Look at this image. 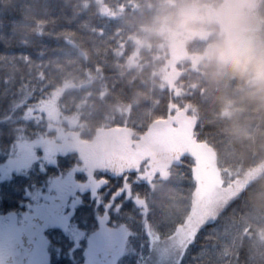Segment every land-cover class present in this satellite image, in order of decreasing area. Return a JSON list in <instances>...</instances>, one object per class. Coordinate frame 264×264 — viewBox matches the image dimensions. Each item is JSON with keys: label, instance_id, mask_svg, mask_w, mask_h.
<instances>
[{"label": "trees", "instance_id": "obj_1", "mask_svg": "<svg viewBox=\"0 0 264 264\" xmlns=\"http://www.w3.org/2000/svg\"><path fill=\"white\" fill-rule=\"evenodd\" d=\"M222 1L0 0V162L21 137L53 136L42 114L35 113L38 121L24 116L67 82L77 86L64 91L57 105L65 116L77 117L76 129L88 141L103 129H126L138 141L168 118L173 105L195 115L192 139L216 154L222 181L210 186L218 188L221 203L214 218L198 223L190 154L175 157L168 176L153 185L137 176L145 159L137 164L122 157L92 174L74 175L71 188L80 202L69 226L88 235L98 230V215L108 214L109 226L125 231L117 264H162L167 257L161 247L175 235L183 244L169 264H264V0L255 10L262 26L249 43L234 39L228 61L221 58L220 26L181 14L184 6L216 8ZM208 29L206 39L197 36ZM173 35L186 41L189 55L204 57L194 66L187 59L178 64L179 95L163 78ZM67 155L45 171L26 168L0 182V213L27 210L29 191L78 165ZM94 176L105 180L95 197L81 190ZM46 237L49 264L82 260L86 240L77 247L60 227Z\"/></svg>", "mask_w": 264, "mask_h": 264}, {"label": "rangeland", "instance_id": "obj_2", "mask_svg": "<svg viewBox=\"0 0 264 264\" xmlns=\"http://www.w3.org/2000/svg\"><path fill=\"white\" fill-rule=\"evenodd\" d=\"M257 6V0H223L216 8L184 6L181 14L208 25L218 24L225 35L221 58L228 61L231 59L235 40L251 42L250 33L262 26L255 12ZM200 31L197 36L204 39L212 32L210 29ZM194 33L189 39L195 38ZM185 42L180 36L171 37L170 58L164 70L165 85L176 94H179L176 88V80L180 75L178 64L187 59L194 66L204 58L202 55L187 54ZM75 86L77 85L72 82L65 83L48 99L28 109L24 116L38 121L41 117L38 118L39 114L35 113L42 114L43 120L48 123V131L53 136L41 134L31 140L21 137L14 143L8 158L0 162V182H3L13 174L23 173L26 168L45 171L47 166L57 163L60 155L73 154L79 160L78 165L65 175L47 178L42 187L29 191L27 210L0 213V264H49L51 256L46 231L54 227L63 229L77 247L81 245L82 239L86 240L82 243L83 258L77 264H117L125 249V231L123 227H110L108 214L98 215L99 228L88 235L74 232L69 224L74 208L80 202L79 195H74L71 188L78 181L74 175L78 172L92 174L94 169H104L110 161L122 157L137 164L142 160L141 157H146L137 176L153 185L155 179L168 175L172 159L183 152L190 154L193 157V176L197 187L192 210L196 209L198 215L193 220L194 223L214 218L220 206L221 202L218 203L220 200L216 197L218 188L213 187V184L210 186L211 183L217 184L221 177L216 154L212 148L202 143L192 144L195 141L190 134V126L195 121L194 115L187 112L188 108H176L180 112L174 113L170 119L153 123L138 141L132 140L126 129L99 130L88 141L76 129L77 117L65 116L57 105V98ZM167 161L168 165H165ZM94 177L82 183L81 188L82 191L87 189L93 197L97 196L101 186L105 184L104 179ZM208 189L211 192L209 197L198 204ZM231 194L228 191L224 193V197ZM137 204L144 205V202L138 200ZM182 244L177 235L165 241L161 248L163 257L167 258L163 259L162 264H169L172 255L176 254Z\"/></svg>", "mask_w": 264, "mask_h": 264}, {"label": "crops", "instance_id": "obj_3", "mask_svg": "<svg viewBox=\"0 0 264 264\" xmlns=\"http://www.w3.org/2000/svg\"><path fill=\"white\" fill-rule=\"evenodd\" d=\"M173 110V109H172ZM178 112H180V111H178ZM192 125V124H191ZM220 173V172H219ZM220 179H221V177L219 178V180H217V181H220Z\"/></svg>", "mask_w": 264, "mask_h": 264}]
</instances>
